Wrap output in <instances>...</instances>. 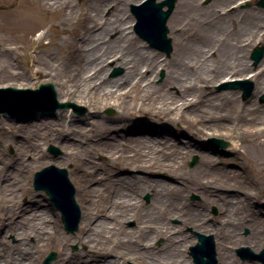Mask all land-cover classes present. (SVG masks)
Here are the masks:
<instances>
[{"label": "rangeland", "instance_id": "374dc122", "mask_svg": "<svg viewBox=\"0 0 264 264\" xmlns=\"http://www.w3.org/2000/svg\"><path fill=\"white\" fill-rule=\"evenodd\" d=\"M94 1L73 0L72 7L74 9L72 16L64 19L62 22H60L62 18L54 17L49 13H44L43 16L42 14L38 15L36 20L31 19L26 24L22 16L19 19L14 17L15 23L19 24L18 26H22L15 27L14 29H10L4 23L5 21H0V51L7 50L8 48L15 49L20 55L19 58L13 57L11 62L17 64L20 67L19 71L23 75H26L28 65L31 63V55L37 50L49 47L51 42H54V45H50L49 48L53 52L51 60L53 64L59 65L62 62L64 64L65 55L72 48L71 44L77 39H80L79 42H82L81 44L85 48L90 46L101 47L109 41H114L118 35L115 31L111 32L103 40H96L92 38V32L80 30L85 25V21L83 22L80 16L87 10H91ZM110 1L109 3L111 4L105 8L101 15L104 18L99 19V23L97 22L99 25L96 29H101L104 26L103 20L112 17L116 12L115 9L118 10L122 18L125 34L135 39V42L121 41L120 45L131 53L144 51L145 54H149V57L158 58L162 65L159 66L155 77L153 76L149 84L143 83L140 90L135 92L132 97H126L125 100L122 98L123 103L119 102L120 104H117V100L110 98L107 101H100L94 106L60 96L58 81L54 77L43 76L42 74L30 75L31 83L24 84L20 88L35 89L39 84L51 83L54 86L57 100L63 103H72L74 106L53 110L54 104L44 99L42 102L28 101L27 105L17 107V110L14 109L15 112L12 115L0 113V169L6 168L0 173V207L1 204L4 205V210H0V220L5 221V219L10 217L7 209L8 205L3 200L10 201L13 199L10 192L6 191L5 184L8 181L4 173L7 171V168H12L13 171L22 170L23 167L27 168L25 166H28L31 162L33 152L36 149L35 143H37V149L47 158L33 162L30 171L28 170L29 190L27 193L19 196V198L14 199V201H20L24 206H29L30 204L34 206L38 205V209L53 208V211L57 213L59 228L64 236V238H61V242L65 243V246L56 244L50 249L44 250L45 248H42V250H38L39 264H44V260L51 252H55L56 257L50 264H60L62 255L69 256V259L71 258L74 264H76L79 261V253L87 250V245L81 244L76 240L81 227L79 226V229L74 233L66 232L61 212L52 204L44 191L34 189V174L51 164L66 168L70 180L76 189V200L80 208L83 209L86 203L92 199L91 197H96L101 205V209H103V212H99L101 216L112 207L113 196L118 189L127 191L136 186L140 189L142 185L143 178L141 177H144V175L142 176V173L139 174L135 170V164L130 163L127 167L123 166L124 158L130 157L139 161L149 159L155 164L154 170L147 171L150 172L149 174L153 181L159 184L160 182L167 181L177 185L167 186L168 191L165 195L167 196L166 199L172 204L171 206H173L168 209L178 207L182 210V213L180 216L174 215L171 218H167L163 213L165 211L155 204L153 194L150 191H137L135 200H142V211L139 212L146 216L145 219L131 215L130 213L133 214L131 211L125 217H122L121 220H117V225L112 226L115 228H112L110 224H105L103 225L104 227H97L95 228L97 230H94L97 236L101 237L107 244H111L109 246L110 259L117 260V264H146V260L139 257L140 253L145 252L147 255L153 257H156L154 255L158 254V258H160L159 253L172 251L173 247H175V252L180 255V261L184 260L185 264H194L189 255V248L198 241L196 233L212 234L218 241H220V236L217 229H203L191 223H185L184 216L196 215L199 212L206 213V215L209 214V218L216 220L218 223L217 219L223 217L224 213H226L225 210L234 209L236 211L240 210V217L246 222V224L244 222L238 227V233L243 237V240L227 244L234 264H262L257 260L251 259V254L248 252L244 253V259L237 254L236 250L240 247H248L252 252L258 253L264 248V236H262L258 238L259 240L256 239L261 246L257 248V251L253 249L255 242H252L251 227L248 225L254 218H260V223L258 222L257 224L264 226V125L261 121L253 118V116L245 117L242 112L239 114L242 106L247 105L250 101H254L257 105L264 108V102L261 100L264 91L260 93L257 91L258 88H254L252 95L245 99L239 90L220 88L222 84L229 82L225 80L227 75H229L228 78L231 76L229 80L232 77L238 78L233 73L226 71L221 77L207 84H201L198 81L184 84V86L193 89L196 95V97L193 95L189 96V99H193L192 104H185L184 99L179 97L181 89L178 82L172 80L169 76L175 72L180 79H184L187 71L194 70L198 75H201L206 70L200 63L196 64L194 62L188 68L179 66L174 48L170 55H167L150 47L138 37L133 30L135 17L130 11V5L138 4L142 0H119L115 3ZM187 1L178 0L176 8L169 19V21L173 19L179 9L183 11L181 17L177 18L175 27L173 29L169 28V37L172 39V43L177 33L183 31L187 39L193 37L190 38L191 32L197 33L199 31L203 35L206 33L214 37L215 40H212L210 45L213 47H209L211 49L205 57V59H208L207 72L213 73L221 44L232 43L234 35L240 34V38L236 39L234 43L238 47H241V52L238 54L239 59H244L249 63V74L255 75L264 70V58L258 65H254L251 59V53L255 47H264V8L256 4L258 0H249V4L247 3L248 0H195L196 5H190V2ZM39 2L40 0H1L0 11L5 10L6 6L13 8L21 3L25 6V11L28 14H32ZM28 14L25 16L28 17ZM249 18L254 24L253 33L255 36L253 37L242 33V30L246 27L245 23H247ZM35 24L38 27L32 29ZM214 44L216 47H214ZM230 45L233 46V44ZM68 62V68L64 72L67 80L70 77L77 76L79 73V70L74 67V59L68 60ZM108 66L110 67V70L107 72L108 78L116 79L124 75V68L115 65L114 60H110ZM249 79L254 81L252 78ZM71 83L72 81L70 80V89L73 90L74 88L71 87ZM9 86L19 87L18 84L11 81L0 82V88ZM96 86L101 87L100 84ZM93 91H90L92 95ZM99 96H101L100 93L96 95V97ZM143 102L149 103L146 109L138 110L135 108L137 104ZM162 106L167 112L172 114L179 113L184 120L169 122L168 117L159 116L154 109ZM213 107L217 111L222 112L226 118H222L221 120L212 119L211 121L201 120L199 115H202L205 111L212 112L214 110ZM210 108L212 110L208 111ZM61 114L65 116L63 119L66 122L63 125L57 126L58 123L63 121V119L59 120ZM227 115L230 117H227ZM126 122L129 125L124 126ZM192 122L200 125L208 133L194 138L182 134L180 142L182 144H186L187 141L204 143L203 145L206 150L202 151L212 155L213 160L210 161L207 167L202 166V156L200 153H190L188 152L189 148L183 149L178 156V163L185 174L183 177L187 181L183 182V178L176 177V171L170 170L164 165L166 161L171 160L169 157L170 152L167 149H163L158 142L141 144L136 138L145 136L144 131H138L142 129L141 126H154L161 129V131L167 130L180 134L178 127ZM69 124L71 125V129L67 133L66 129ZM130 125L133 127L128 131ZM209 126L215 128L209 129ZM47 128L54 131L56 129V132H60L64 128V134H69L67 136L69 137L68 140L72 149L69 147L64 148L59 143L47 142L43 139L42 132ZM110 130L111 133L107 135ZM255 131H257V134L254 135L253 132ZM105 133L106 135H103ZM210 133H214L215 135ZM14 135L15 137L17 136L18 143L13 140ZM219 140L228 142V146H222ZM235 140L239 143L238 152H235L232 147V142L234 143ZM21 142L24 143L23 147L19 145ZM256 143H260V146L263 147L262 155L254 153L253 148ZM70 151L72 153H69ZM67 157H70L72 161L67 162ZM194 158L197 159L195 164L192 165ZM89 161H93L94 163L93 172L84 174L82 168L77 166V163L80 162L83 165ZM85 168L88 169L86 166ZM124 171H128L127 173L130 171L136 176L135 178L132 177L131 182H128L126 185L121 184L117 180L119 177L125 175ZM97 173L103 175L102 182H92L94 175H97ZM112 175L115 178L112 182H109ZM208 182L212 186L217 185L219 188L226 186V189L219 190L225 194V199L221 203L209 202L203 198L201 193L202 188H199V186ZM184 184L188 186V189ZM91 185L92 187H97L95 193L92 192ZM83 186L86 192L80 193ZM236 192L240 196L247 195L250 197L255 203V207H258L259 210L261 209V215H255L252 219V217L246 215L244 205L240 204L236 200V197H231L228 200L229 195H233ZM28 193H34L35 195L32 197ZM147 196H149V199H147ZM17 217L20 218V215ZM261 217L263 220H261ZM164 219L169 223V228L164 229L168 234L167 236H158L154 231L157 230L158 222ZM30 220L32 221L33 219L30 218ZM110 221L114 220L110 218ZM7 224L10 225V221ZM11 225L14 229L16 226L15 219L11 220ZM159 226L161 227L160 224ZM7 227L4 230H7ZM222 233L225 236L226 233ZM170 235L173 239L167 240L166 237ZM3 237L4 241H8L9 245L19 244L20 239L15 234L8 233ZM28 243L34 246L36 243L35 237L30 236L27 239V246ZM1 244L3 245V243ZM14 251L15 249L10 247L6 253L11 257ZM104 260L100 258L97 262H89L87 264H105Z\"/></svg>", "mask_w": 264, "mask_h": 264}, {"label": "bare ground", "instance_id": "6f19581e", "mask_svg": "<svg viewBox=\"0 0 264 264\" xmlns=\"http://www.w3.org/2000/svg\"><path fill=\"white\" fill-rule=\"evenodd\" d=\"M109 1L110 0H95L94 5L91 7V10H87L80 16V19L83 20V22L85 21V25L83 26V28H80V30L92 32L91 36L96 40H103L111 32L115 31L118 33V35L114 41L111 42L108 40L109 42L105 45H102L101 47L90 46L85 48L84 45L81 44L82 42H79L80 39H77L71 44L72 48L65 55L64 64H62V62L59 65L53 64L51 60V58L53 57V52L49 48L50 45H54V42H51L49 47L47 46L41 50H37L31 55V63L28 65L26 75H23L19 71L20 67L17 64L11 62L13 57L16 56L19 58L20 54L15 49L8 48L7 50L0 51V82L4 83L11 81L15 84H18V88H20L21 86L23 87L24 84H28L29 82L31 83L30 75L32 74H42L43 76L54 77L58 81V92L60 96H63L67 99H75L92 106L98 104L100 101H107L110 98L117 100L118 102L116 101V103L120 104L124 102L123 99L125 100L126 97H132L135 92H138L140 90V88L143 86V83H150L153 76L155 77V73L157 72L159 66H161L162 64L161 62H159L158 58L149 57V54H145L144 51L131 53L124 47H122V45H120L121 41L126 40L135 42V39L134 37L125 34L122 18L120 17L118 10L115 9L116 12L112 17L103 20L104 26L101 29H96L99 25V19L104 18V16L101 17V15L103 14L105 8L111 4L109 3ZM118 1L119 0H111L110 2L115 3ZM187 2H190V5H196L195 0H188ZM72 6L73 0H40V2L36 5V10H34L32 14H28L25 11V6L19 3L17 7L10 8L11 6H6L5 10L0 11V21H5L4 23L10 29H14L15 27H22L18 26L19 24L15 23V21L13 20L14 17H17L19 19L22 16L24 23L26 24V22H30L31 19L36 20L38 15L42 14L43 16L44 13H49L54 17L62 18L60 21L62 22L64 19L72 16L74 9ZM182 12L183 11L179 9L173 19L168 21L169 28L171 27L173 29L175 27L174 25L177 21V18L181 17ZM27 14L28 17L25 16ZM245 25L246 27L242 30V33L246 35L248 34L250 35V37L255 36L253 33L254 24L250 20V18L248 19L247 23H245ZM36 27H38L37 24H35L32 29ZM240 36V34H236L232 39V43L229 42L227 44H221V46L219 45L220 47L214 65L216 67L214 68L213 73H209V71L207 72L208 59H205V57L208 55V51L213 47H211L210 45L211 41L215 40V38L206 33L205 35H203L201 31L197 33L191 32V39L186 38L187 36H185L184 31L181 33H177L173 41V48L175 51V57L179 61V66L188 68V66H191V63L194 62L196 64L200 63V65L203 66V68L206 70V72L201 75H198V73L194 70L187 71L184 75V79H180L175 72L169 76V78L178 82L179 88L181 89V94L179 93V97L184 99L185 104H192L193 99H189V96L193 95L194 97H196V95L193 89L184 86V84L194 81H198L201 84H207L212 80L221 77L226 71L233 73L234 76H238V78L232 77L229 80L231 76L228 78L229 75H227L226 77L228 79L225 77V80L233 81L243 78H252L254 80L255 89L258 88L257 91L260 93L261 91H264V70L258 74L251 75L248 72L249 63L244 59H239L238 57L239 52H241V47H238L237 44L234 43V41L236 39H239ZM197 38L199 39L196 40ZM230 44H233V46H231ZM214 47H216V45ZM71 59H74V67L79 70V73L77 76L70 77V79L67 80L65 78L64 72H66V69L68 68V60ZM110 60H114L115 65H119L124 68V75L121 78L110 79L107 77V72L110 70V67L108 66V62ZM70 80L72 81L71 87L74 88L73 90L70 89ZM97 84H100L101 87L96 86ZM92 90H94L92 92L93 95L90 92ZM98 93H100L101 96L96 97ZM148 105L149 103L143 102L141 104H137L135 108H137L138 110H144ZM211 110L212 109L210 108L208 111ZM154 111L159 116L168 117L169 122H180L184 120L179 115V113L172 114L170 112H167L163 106L157 109L155 108ZM212 112L205 111L202 113V115H199V117L203 121H211L212 119L221 120L222 118H226L224 117V114L217 111L216 108H214ZM240 112H242L245 117L253 116V118L261 121V123L264 125V108L257 105L256 102H248L247 105L242 106L239 114H241ZM64 117L65 116L61 114L59 120L63 119ZM227 117L230 116L227 115ZM64 122L66 121L63 119V121L58 123L57 126L63 125ZM126 125H129L128 122L124 124V126ZM201 125L203 126V124ZM132 127L133 126L130 125L128 131ZM141 128L142 129L138 131H144L145 136L137 137V141H139V143L141 144H146L147 142H158L159 144H161V147L163 149H167V151L170 152L169 157L171 160L166 161L164 165H166L168 169L176 171V177L180 179L183 178V182L186 181L185 177H183L185 175L184 170H182V167L178 163V156L183 149L189 148L188 152L190 153H200L202 156V166L207 167L210 164V161L213 160L212 155H210L208 152L202 151L206 150L203 145L204 143L201 144V142L187 141L186 144H182L180 142V136L182 134H186L187 136H191V138H194L201 137L205 133H208L198 124L192 122L180 125V127H178L180 134H176L172 131L167 130L161 131V129H158L154 126L145 125L141 126ZM212 128L215 127L209 126V129ZM70 129L71 125L69 124L66 132L69 133ZM63 130L64 128H62L60 132H56V129L54 131L47 128L44 132H42V138L47 142H56L61 144V146L64 148L69 147L70 149H72V146L70 145V142L68 140L69 137L67 136L69 134H64ZM109 133H111V130L107 135H109ZM253 134H257V131L253 132ZM103 135H106V133ZM17 139V136L15 137L14 135L13 140L18 143L19 141ZM23 144V142L19 143L20 146H22ZM35 144L36 149L33 152L31 162L28 164V166H25L27 168L23 167L22 170L19 169L16 171H13L12 168H7V171L4 173L8 181L5 184L7 188L6 191L10 192L13 199H11L10 201L3 200V202L7 203L8 205L7 209L10 213V217L5 219V221L0 220V234L2 236L0 238V264H39V257L37 256L38 250H42V248H45L44 250L50 249L56 244L65 246V243L61 242V238H64V236L61 229L59 228L57 213L56 211H53V208L38 209V205L34 206L33 204H30L29 206H24L22 202H17L16 200L14 201V199L19 198V196L27 193L29 190L28 170L30 171L31 167L33 166V162H36L43 158H47L44 157L37 149L38 144ZM232 147L234 148L235 152L239 151V143L236 142V140L234 143L232 142ZM253 151L258 155H262L263 147L260 146V143H256ZM69 153H72V151H70ZM134 159L130 157L124 158V163L122 165L127 167L130 163L135 164V170H137L139 174L142 173V176L144 175V177H141L143 178V182L140 189L138 186L133 187L127 191L118 189V191L114 193L112 207L104 215H99V212H103V209H101V205L99 204V201L96 197H91L92 199L88 203H86V206L83 209H81L82 221H80L81 225L79 224L81 227V231L77 235L76 240H78L81 244L87 245V250L85 252L79 253V261L76 264H87L89 262L94 263L97 262V260H99L100 258L105 259V264H117V260L110 259L109 246L111 244H107L106 241L97 236L94 230H97L95 228L101 227L105 224H110L111 227L116 226L117 220H121L122 217H125L127 214H129L128 212L131 211L133 212V214L130 213L131 215L140 217V219H145L146 216H144L143 213L140 214L139 212L142 211V200H135L136 193H138L137 191H150L153 194L155 204L159 205V207H161L160 209L165 211L163 213L167 218H171L174 215H181L182 210L178 207L168 209L173 206H171L172 204L168 199H166L167 196L165 195V193H167L168 191L167 186L177 185H174L167 181L160 182V184L156 183L151 179V175L149 174L150 172H147L149 170L151 171L155 169V164L153 163V161L149 159H146L145 161ZM66 161L68 162L72 160L70 157H67ZM77 166H79V168H82L84 174H88L93 172L94 163L93 161H89L82 165L80 164V162H78ZM85 166L88 167V169H86ZM5 169L6 168H1L0 173H2ZM127 172L128 171H124L125 175L117 179L123 185L131 182L132 177H136L134 173H131L130 171L129 173ZM103 178L104 177L101 173H97V175H94L92 182H102ZM114 178L115 176L112 175L109 182H112ZM85 186H87V184H85ZM185 187L188 189L187 185ZM96 188L97 187H92L91 185V190L93 193L96 192ZM199 188H202L201 193L203 195V198L207 199L209 202L221 203L223 199H225V194L219 190L226 189V186L219 188L217 185L212 186V184L208 182L200 184ZM180 189L182 190V188ZM82 192H86L84 186L80 190V193ZM28 194L32 197L35 195L34 193ZM229 196L230 197L228 198V200L231 197H236V200H238L240 204L244 205L246 215L252 217V219L255 215H261V209L259 210L258 207L256 208L253 200L250 199V197H248L247 195L240 196L236 192L235 194ZM3 206L4 205L1 204L0 210L3 209ZM225 212L226 213H224L223 217L217 219L218 223L216 220L209 218V214L206 215V213L203 214L201 212L196 215H187L186 217L184 216V222L191 223L194 226H199L203 229H217L218 235L220 236V241H218V239H215L218 264H234V260L232 259L227 244L243 240V237L238 233V227L243 224L245 220L240 217V210L236 211L234 209H228L225 210ZM19 215L20 218L17 217ZM30 218H32L33 220L31 221ZM110 218H112L114 221H110ZM14 219L16 220V226L13 229L11 220ZM261 220H263L262 217ZM9 221L10 225L7 224V222ZM258 222L260 223V218H254L251 223L248 224L249 227H251V237L253 238L252 242H255V246L253 247L255 251H257V248L261 246V244L257 241L259 240L258 238L264 236V226L258 225ZM159 224L161 225V227L159 226ZM6 227L7 230H4V228ZM168 228L169 223L165 219L160 220L158 222L157 230H155L154 232L158 236H167L168 233L164 229ZM222 232L226 233L225 236ZM8 233L15 234V236L20 239L19 244L9 245L8 241H4L3 236L7 235ZM30 236H34L36 239V243L34 246L30 245L29 243L28 246L26 244L27 239ZM166 238L167 240H169L170 238H172V236L170 235ZM100 239H102V241H100ZM1 243H3L6 249L2 247L3 245ZM10 247L15 249L11 257L6 253ZM173 248L174 249L172 251L159 253V255L161 256L160 258H158V254L154 255L156 257H153L147 255L145 252L140 253L139 257L144 258L146 260V264H185L186 262L184 260L180 261L179 253L175 252L176 248ZM60 264H74V262L71 260V258L69 259V256L62 255V261L60 262Z\"/></svg>", "mask_w": 264, "mask_h": 264}, {"label": "water", "instance_id": "95a60500", "mask_svg": "<svg viewBox=\"0 0 264 264\" xmlns=\"http://www.w3.org/2000/svg\"><path fill=\"white\" fill-rule=\"evenodd\" d=\"M177 0H146L141 5H131V11L137 19L135 31L140 38L147 41L151 47H154L167 55L172 52V39L168 37L169 28L167 25L168 19L174 10ZM210 1V0H209ZM258 5L264 7V0H259ZM164 7H167L164 10ZM264 56V47L256 48L252 54L255 64H258ZM249 84L248 87L245 85ZM236 85V86H231ZM241 87L244 89V98L252 94L253 83L249 80L238 81L229 84L231 87ZM45 99L47 102L54 104L53 109L72 106L71 103L58 102L54 87L51 83L40 84L33 89H20L7 87L0 89V113L13 114L17 107L28 104V101H40ZM264 101V96L262 97ZM39 108V107H37ZM34 108V109H37ZM221 145L227 146L228 142L219 140ZM196 162V158L192 164ZM34 187L36 190H45L51 200L63 212V221L65 229L68 233H74L79 228L81 219V210L75 199V187L68 177V171L65 168H58L54 165L45 167L35 174ZM199 243L190 248V255L193 256L196 264H217L215 243L212 235L206 236L198 234ZM248 248H240L237 252L241 255ZM207 260H204V257ZM56 257L55 252H51L44 261V264H50ZM264 262V249L261 253L255 256Z\"/></svg>", "mask_w": 264, "mask_h": 264}]
</instances>
